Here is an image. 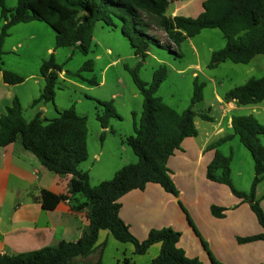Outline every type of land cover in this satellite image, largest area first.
<instances>
[{"label":"trees","instance_id":"trees-1","mask_svg":"<svg viewBox=\"0 0 264 264\" xmlns=\"http://www.w3.org/2000/svg\"><path fill=\"white\" fill-rule=\"evenodd\" d=\"M17 1V7L10 9L6 0H0L1 18L5 22L0 34V71L4 82L11 86L20 85L25 79L18 73L3 69L4 42L12 27L35 21L46 23L56 32L57 49L76 48L84 55L92 51L94 31L99 22L114 29L120 27L135 55L142 61L149 56L153 45L163 46L151 32L164 33L167 48L175 50L184 41L206 29L220 30L227 41L223 49L213 53L210 67L228 61L250 64L256 56L264 55V0H207L204 12L197 18L169 17V0ZM54 56L52 54L41 67L46 85L40 98L33 102L34 106L42 102H55L57 83L64 69L57 64ZM139 68L140 65L127 70L144 98L143 112L139 124L135 123V135L126 141L138 157V162L123 167L113 179L96 186L91 185L89 173L80 170V165L89 159V128L87 117L80 116L74 107L61 112L55 119H46L42 113H38L28 121L16 97L6 114L0 117V148L20 140L25 149L32 152L50 172L60 177H71L70 194L82 195L85 205L92 206L90 227L81 240L62 241L56 246L15 256L0 254V264H102L101 258L96 263L79 260L96 252L102 231H108L120 243L131 244L136 256H144L154 245L160 244L161 252L150 264H204L198 258H189L179 247L182 238L180 232L172 228L154 229L146 240L140 241L120 216L121 199L132 191L145 190L149 184H158L167 193L179 195L168 162L181 150L186 139L198 136L194 107L204 98L205 84H200L196 78L191 106L179 113L157 96L167 78V67L161 66L151 83L141 79ZM92 69L93 61H87L81 71L72 75L82 78V72ZM85 81L98 85L96 79ZM225 101L237 102L242 107L262 104L264 77L252 78L246 84L230 90L225 95ZM99 104L104 111L97 115V119L106 130L112 119H120L121 116L113 102ZM201 117L206 121L212 120L207 114ZM232 125V135L208 147V150L215 151V158L208 166L207 178L228 186L236 197L249 202L263 229L260 234L238 238V243L264 242V211L256 198L257 188L264 181V145L261 141L264 125L254 116H234ZM235 137L240 138L255 164V178L249 194L233 186L232 156L227 157L219 150ZM69 199L70 195L57 196L48 191H43L41 195L45 210H54ZM211 211L216 218L225 217L224 208L213 206ZM211 258L213 264H220ZM124 263L130 264L131 259H124Z\"/></svg>","mask_w":264,"mask_h":264},{"label":"crops","instance_id":"crops-1","mask_svg":"<svg viewBox=\"0 0 264 264\" xmlns=\"http://www.w3.org/2000/svg\"><path fill=\"white\" fill-rule=\"evenodd\" d=\"M206 1L169 0L167 15L169 17L197 18L204 12ZM4 23L3 21V25ZM36 23L39 21L22 23L12 27L10 31L21 25L27 26ZM42 29L46 30L45 27ZM29 40H38V35L30 36ZM25 45L24 41H20L14 47V51L18 52ZM60 49L64 48L57 49L56 44L48 46L47 53L50 56L52 54L57 56ZM108 53L111 54L112 51L109 49ZM3 69L7 70L5 64H3ZM9 71L18 73L14 70ZM21 76L25 79L24 83L11 86L4 82L3 73L0 71V117L6 114L16 97L21 104L23 103L20 98V89L24 88L30 80H36L35 84L40 89V96L42 95L46 85L42 74L41 77L37 75ZM194 76L199 78L197 73ZM60 79L67 81L65 70L60 74ZM226 93L219 94L218 90L215 92V104L208 105L207 108L209 114L199 113L195 118L198 136L186 139L181 150L177 151L168 162L171 177L179 190V195L174 196L167 193L158 184H149L145 190L132 191L121 199L120 216L140 241L146 240L150 231L154 229L172 228L180 232L182 238L179 247L186 252L189 258H198L204 264H213L211 257L220 264H264V242L238 243V238L250 237L263 232L257 217L254 218L249 206H240L239 202L230 195L231 190L221 184L211 182L207 178L208 166L215 158V151L208 150V147L234 133L232 125L234 116H254L264 125V120L262 122L260 119V117L264 119V103L242 107L237 102L225 101ZM40 96H37L33 102ZM54 104L55 102H42L36 106L33 105L37 108L34 118L38 113H42L44 118L50 120L59 117L61 112L59 107ZM65 110L68 109H62V112ZM202 114H207L212 120H204L201 117ZM111 132L115 133V130L110 126L106 130L103 129L102 134L105 135V140ZM127 139L124 141L122 139L121 143L125 144ZM230 142L223 144L220 148L228 146ZM121 151L127 153V149L123 146ZM104 156L105 151L102 149V153L95 154L93 158L97 162H101V157ZM136 158L135 161V157H130L132 163L128 164L123 160L116 162V166L108 170L110 173L108 177L112 176L111 179H113L123 167L136 164L138 157L136 156ZM93 168L80 169L89 173L92 186L110 180L106 177L95 182L91 174ZM240 175L243 174L240 173ZM70 180L71 177H60L50 172L32 152L25 149L20 140L0 148V254L15 256L30 253L56 246L62 241L77 242L85 236L90 227L92 206L85 205L86 201L82 195L70 194ZM43 191L57 196L70 195V199L60 203L54 210H45L41 202ZM256 198L260 201L264 211V181L257 188ZM82 205L84 206L80 209L79 207ZM213 206L226 209L225 217L216 218L211 211ZM184 207L189 214L184 211ZM103 234L106 238L112 236L108 231H102L99 241ZM99 241L98 247L101 246ZM117 251L118 254L112 264H125L121 261L122 257L131 259L130 264H150L159 256L161 245H154L144 256H136L132 245L131 247L119 246ZM85 262L89 263L90 261ZM102 264H105L104 260Z\"/></svg>","mask_w":264,"mask_h":264},{"label":"rangeland","instance_id":"rangeland-1","mask_svg":"<svg viewBox=\"0 0 264 264\" xmlns=\"http://www.w3.org/2000/svg\"><path fill=\"white\" fill-rule=\"evenodd\" d=\"M6 5L10 9H14L18 5V1L6 0ZM2 25L0 7V33ZM42 27L48 30H43ZM151 34L157 37L163 46L153 45L145 61L135 55L133 47L124 37L120 28L107 27L103 22H99L95 27L94 43L90 54L84 55L79 50L64 48L59 50L57 56H54L57 64L67 72V81L60 79L57 83L55 104L59 107L60 112L62 109L74 107L78 114L87 117L90 157L80 166V169L89 170L94 167L91 174L95 182L106 177L111 180L112 176L108 177L110 174L108 170L116 166V162L123 160L128 164L132 163L130 157H135V161L137 159L132 148L126 142L125 144L121 143L122 139L124 141L135 135V123L139 124L144 105V98L127 69H135L140 65L141 79L151 83L155 72L161 66H166L168 75L157 96L179 113L191 106L195 88V73L199 77L198 82L205 84L204 100L194 107L197 114H209L207 108L208 105L215 104L217 90L219 94H224L246 84L252 78L264 77V55L257 56L250 64H235L228 61L216 67H210L213 53L223 49L227 43L220 30H203L196 37L184 41L175 50L167 48L169 46L164 33L151 32ZM32 35H38V40H29ZM20 41H24L26 45L15 52L14 47ZM55 44L56 32L46 23L39 22L14 28L4 43L5 68L14 70L23 76L37 75L41 77V67L45 61L50 59V54L47 53L48 46ZM109 49L112 51L111 54L108 53ZM70 56L72 57L70 58ZM87 61H93L92 71L82 72V78L74 77L72 74L81 71ZM92 79H96L98 85H91L85 81ZM35 81L30 80L24 88L20 89L23 111L28 120L34 118L37 108L33 107L32 102L37 96H40V89ZM32 96H34L33 99ZM99 102H113L121 116L120 119L110 121L109 126L115 130V133H109L106 140L104 139L105 135L102 134V125L97 119V115L104 111ZM262 118L260 117L263 122ZM261 141L264 144V135L261 136ZM122 146L127 149V153L121 151ZM102 149L105 151V156L101 157V162H97L93 156L102 153ZM219 149L227 157L232 156L231 179L233 186L238 191L249 194L255 176L254 161L250 152L239 137H235L228 146ZM240 173L243 175L241 176ZM223 186L230 190L228 186ZM230 195L239 202L240 206H249L254 218L256 217L249 202L243 201L232 193ZM184 211L188 213L185 207ZM99 244L101 246L94 254L79 260L96 263L101 258L102 263L104 260L105 264H112L118 254L119 246L131 247L130 244L117 242L112 236L106 238L104 234ZM125 258L122 257L121 261L124 262Z\"/></svg>","mask_w":264,"mask_h":264}]
</instances>
